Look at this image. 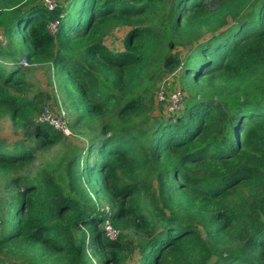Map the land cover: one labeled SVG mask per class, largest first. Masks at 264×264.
Masks as SVG:
<instances>
[{"label":"trees","instance_id":"16d2710c","mask_svg":"<svg viewBox=\"0 0 264 264\" xmlns=\"http://www.w3.org/2000/svg\"><path fill=\"white\" fill-rule=\"evenodd\" d=\"M37 69L89 140L27 175L64 139ZM1 121L0 264H264V0H0Z\"/></svg>","mask_w":264,"mask_h":264},{"label":"rangeland","instance_id":"374dc122","mask_svg":"<svg viewBox=\"0 0 264 264\" xmlns=\"http://www.w3.org/2000/svg\"><path fill=\"white\" fill-rule=\"evenodd\" d=\"M58 1L59 0H57V2ZM124 30L125 29H120L116 31L113 38L107 37L105 40L106 45L109 48H118L119 50H121L122 46L119 40L124 37ZM112 39H117V40L119 39L117 43L115 44L117 46L113 45V42L115 40H112ZM16 41L17 42L15 43V45L11 47V50L15 54V58L19 60V58L23 55L21 38L18 37ZM185 54H186V51L182 50L181 55H185ZM33 75H34L35 80L38 82L36 87H38L39 89H43L46 92H50L52 90L54 92L57 103L55 104L53 102H48L47 105H49L53 109L55 107H58V105L60 104L59 101H61V98H62V94L59 88L56 85H54L53 89H51L50 86H48L46 82L45 75L42 74V71L40 69L35 70ZM158 86H159V92L157 93L156 99H157V102H162L166 100V105H165L166 113L174 114V113H178L184 110V103H183L184 95L181 93L180 84L178 82V72L177 74L167 75L163 79V82H161V84L158 83L157 87ZM64 110L67 111L66 108H64ZM75 111L76 112H74L71 115L68 114V112H66V115L68 114L67 121L69 123H72V121L73 122L76 121L78 110L75 109ZM37 119L35 120V122H37ZM15 131H18V130L14 129L10 125L9 122L7 121L0 122V137H4L8 139L9 141H15L18 138H22L20 135H15L14 134ZM72 133H70L69 136H63L64 139L58 145H55L45 150L36 152L34 159L26 167L25 171L27 175L29 174L35 175L37 171H39L40 169L44 167H51V166L56 165L61 160V158H63L66 155H71V149H75L77 151V150L83 149L84 146L86 147L88 140H89V136L86 133L83 134L81 130H77L76 132L74 130L72 131ZM71 146L72 148H70ZM83 164H84V160L82 158V160L80 161V168L83 167ZM91 255H92L91 252L88 251L87 256L88 258H91L90 260L92 261V264H97L96 258H94ZM138 259H139V256L135 253L132 259L128 261V264H137Z\"/></svg>","mask_w":264,"mask_h":264},{"label":"built area","instance_id":"2783aa9c","mask_svg":"<svg viewBox=\"0 0 264 264\" xmlns=\"http://www.w3.org/2000/svg\"><path fill=\"white\" fill-rule=\"evenodd\" d=\"M43 5L49 11H53L57 6V0H43ZM56 29H57V22H51L48 25V30L51 35H54L56 33ZM22 65L24 67L35 66L34 64L29 65L26 61H22ZM47 104L45 105L43 112L39 115L36 123L48 124L53 129L60 132L63 136H69L70 133L72 132L68 126L67 115L64 108L59 104L58 107H55L53 109ZM104 233L105 236L111 241L117 239L118 232L115 229H113L109 223H106L104 225Z\"/></svg>","mask_w":264,"mask_h":264}]
</instances>
